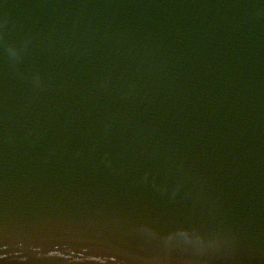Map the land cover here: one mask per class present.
<instances>
[{
	"label": "water",
	"instance_id": "water-1",
	"mask_svg": "<svg viewBox=\"0 0 264 264\" xmlns=\"http://www.w3.org/2000/svg\"><path fill=\"white\" fill-rule=\"evenodd\" d=\"M40 1L0 0V264H264V1Z\"/></svg>",
	"mask_w": 264,
	"mask_h": 264
}]
</instances>
